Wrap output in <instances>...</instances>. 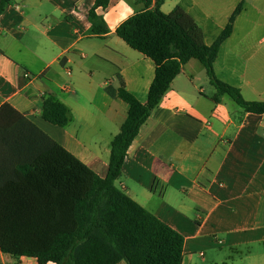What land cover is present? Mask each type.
Segmentation results:
<instances>
[{"label":"crops","instance_id":"1","mask_svg":"<svg viewBox=\"0 0 264 264\" xmlns=\"http://www.w3.org/2000/svg\"><path fill=\"white\" fill-rule=\"evenodd\" d=\"M155 1V0H154ZM95 0H13L0 15V107L9 103L52 139L106 178L111 145L127 119L126 89L146 103L154 61L117 34L145 10L137 0L98 9L108 28L92 34ZM216 76L246 101H264V0H164L196 22L212 45L236 8ZM217 90L204 65L190 60L127 151L116 186L184 238L183 264H264V115L244 113ZM69 110L65 127L42 117L46 98ZM0 264H39L0 250ZM48 264H55L49 262ZM118 264H128L122 260Z\"/></svg>","mask_w":264,"mask_h":264},{"label":"trees","instance_id":"2","mask_svg":"<svg viewBox=\"0 0 264 264\" xmlns=\"http://www.w3.org/2000/svg\"><path fill=\"white\" fill-rule=\"evenodd\" d=\"M145 10L124 21L116 34L152 59L155 78L146 103L121 79L118 96L129 105L126 121L111 145L106 178L79 160L9 103L0 107V250L39 264H183L184 238L116 186L127 151L172 82L192 59L204 65L218 103L230 96L244 113L264 115V101H246L241 91L221 81L214 64L231 37L240 4L210 46L195 39L196 22L181 7L164 14V0H137ZM13 0H0V15ZM111 0H95L88 19L92 34L108 33L98 9ZM42 117L65 127L69 110L46 98Z\"/></svg>","mask_w":264,"mask_h":264}]
</instances>
